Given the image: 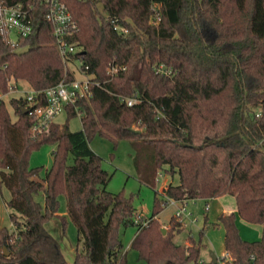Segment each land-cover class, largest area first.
Segmentation results:
<instances>
[{
	"label": "trees",
	"instance_id": "16d2710c",
	"mask_svg": "<svg viewBox=\"0 0 264 264\" xmlns=\"http://www.w3.org/2000/svg\"><path fill=\"white\" fill-rule=\"evenodd\" d=\"M4 1L32 4V32L15 43L0 39V91L8 92L9 79H26L36 91L72 79L44 0ZM62 1L76 24L67 39L80 48L69 59L81 60L80 69L97 84L65 106L63 124L53 122L35 137L26 98L8 100L15 119L1 102L0 187L9 191L5 203L15 211L10 219L17 231L0 226V264H69L46 228L56 218L63 236L67 217L81 243L71 264H122L121 228L127 226L136 227L130 247L144 264H219L201 262L199 241L174 240L180 223L170 219L162 233L157 215L168 199L207 203L224 194L234 197L236 211L218 215L227 253L221 261L264 264V0ZM113 19L125 34L114 30ZM128 98L136 101L128 105ZM44 102L39 95L31 109ZM75 115L81 128L71 131L67 123ZM96 135L114 143L129 139L152 187L158 170L178 176L176 184L154 190L146 221H137L131 195L106 189L111 174L89 145ZM45 143L55 147L40 176L43 166L31 167L29 156ZM237 217L260 225L259 239H243Z\"/></svg>",
	"mask_w": 264,
	"mask_h": 264
},
{
	"label": "rangeland",
	"instance_id": "374dc122",
	"mask_svg": "<svg viewBox=\"0 0 264 264\" xmlns=\"http://www.w3.org/2000/svg\"><path fill=\"white\" fill-rule=\"evenodd\" d=\"M14 39V38H13ZM43 61L39 60L37 65L42 64ZM50 65L53 69L58 67L56 61H50L46 63ZM71 73L78 74L79 61L74 60L65 64ZM31 84L26 79H19L17 81V89L9 94L5 98L8 110L11 114L12 119L16 116L13 113V109L8 105V100L10 97H17L22 95V90L30 89ZM66 119V111H62L56 116L54 122L57 124H63ZM68 129L71 131H76L81 128L80 116L75 115L68 120ZM89 145L91 149L102 157V166L110 174L111 178L106 185V189L110 192H118L123 190L125 195L132 196V204L136 208L137 221H146L150 216L153 204L154 190L160 192L163 187L167 184H176L178 182V176L174 174L173 176L166 174L162 170H158L156 174L155 186L152 187L150 184V174L142 175L139 171L137 160L135 156L137 155V149L130 142L129 139H120L117 142L101 137L94 136L89 140ZM54 144L45 143L42 144L38 149L33 150L29 156V165L43 166V170L40 172V176L44 175V169L48 168L52 163V151L54 149ZM140 164L148 165V160L144 154L140 155ZM10 194L6 187L1 185L0 187V226H5L9 230L16 232L12 221L10 219V214L15 213V211L6 205V200L9 199ZM36 199L42 203L43 197L41 194L36 196ZM166 201L163 209L158 213V220L161 224V228L165 229L169 227V221L174 223L176 219L173 217L175 211V205L168 203ZM205 207V201L202 199H189L185 203V212L188 214V218H185L187 224L184 226L180 222L181 230L175 233L174 240L182 245L189 242L192 238L195 241L201 243L200 246V259L202 263H206L211 260V254H214L217 258L219 264H225V261H221L222 258H226L227 253L224 252V231L223 226L218 223V215L222 210L235 209V199L232 195L224 194L216 198L208 200V207ZM58 213L63 215L66 213V199L64 195L59 196V206ZM205 215L207 219L205 221ZM193 220V221H191ZM244 223L243 221H241ZM59 221L54 218L46 224V228L51 232V234L59 240L61 251L69 264L72 263L75 250L81 248V243L77 240V230L74 223L67 217L66 223L63 229V236L59 234ZM254 227V226H253ZM201 230H203L201 232ZM122 235L121 240L123 243V251L125 252V260L122 264H144L141 259H138L137 252L130 247L131 240L136 231L135 226H127L121 228ZM254 231V230H253ZM255 231L259 234L261 233V227H256ZM247 233L249 238H254L255 235ZM183 264H194L192 260H189Z\"/></svg>",
	"mask_w": 264,
	"mask_h": 264
},
{
	"label": "built area",
	"instance_id": "2783aa9c",
	"mask_svg": "<svg viewBox=\"0 0 264 264\" xmlns=\"http://www.w3.org/2000/svg\"><path fill=\"white\" fill-rule=\"evenodd\" d=\"M44 4L46 7L45 17L53 28L54 45L62 61L67 64L71 62L70 56L80 50L76 44L70 43L67 39L76 30V24L62 0H44ZM31 8L32 4L23 5L21 2L8 4L4 0H0V39L8 43H15L19 37L29 35L32 32V23L28 15ZM158 20L159 16L156 15L155 22ZM112 23L114 30L118 33H126V28L118 24L116 19H113ZM78 61V74H80V77H76L72 73V79L67 80L66 78H62L57 83L42 90L36 91L30 88L21 91L22 95L26 98L28 112L33 117V122L29 128L31 137L44 132L54 122L56 116L65 110L67 104L75 102L80 97H87L90 94V84H97V82L92 81L91 76L86 75L80 69L81 60ZM161 67L160 65L159 69ZM84 68L87 69L88 66L85 65ZM109 72L112 73L113 68ZM9 82L11 86L8 92L0 91V104L2 101H5V98L10 93L17 89V81L9 79ZM39 95L44 97L45 102L31 109L34 104L38 103ZM135 101L136 99L132 98L126 100L128 105L133 104ZM167 201L175 205L173 217L176 219V222H181L186 226L187 222L185 218H188V214L185 212V203L187 200L168 199ZM207 207L208 203H205L204 208L207 209Z\"/></svg>",
	"mask_w": 264,
	"mask_h": 264
},
{
	"label": "crops",
	"instance_id": "0c3cea01",
	"mask_svg": "<svg viewBox=\"0 0 264 264\" xmlns=\"http://www.w3.org/2000/svg\"><path fill=\"white\" fill-rule=\"evenodd\" d=\"M74 76L80 77V74H74ZM235 211H236L235 209H230L227 211L222 210L221 213H230V212H235ZM157 218H158V215H157ZM241 221L242 220L239 217L236 218V224H237V227L239 229L240 236L245 240H257V239H259V234L255 231V229H256V227H258V226L261 227V226L258 224H249V223H246L244 221H243L244 223H242ZM252 232H254L253 234L255 235V237L253 239L249 238V236L247 235V233L250 235V233L252 234ZM223 253H226V251L224 250Z\"/></svg>",
	"mask_w": 264,
	"mask_h": 264
},
{
	"label": "water",
	"instance_id": "95a60500",
	"mask_svg": "<svg viewBox=\"0 0 264 264\" xmlns=\"http://www.w3.org/2000/svg\"><path fill=\"white\" fill-rule=\"evenodd\" d=\"M24 111L26 112V111H28V109H25ZM161 232L165 233V229L161 228ZM5 253H7V252H5ZM211 259H212V261H216L217 260V258H216V256L214 254H211Z\"/></svg>",
	"mask_w": 264,
	"mask_h": 264
}]
</instances>
